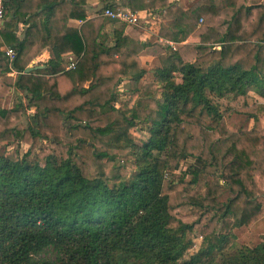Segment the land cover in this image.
Wrapping results in <instances>:
<instances>
[{
	"label": "trees",
	"instance_id": "1",
	"mask_svg": "<svg viewBox=\"0 0 264 264\" xmlns=\"http://www.w3.org/2000/svg\"><path fill=\"white\" fill-rule=\"evenodd\" d=\"M87 2H5L0 97L18 96L0 106L11 148L0 153V264H264V236L236 246L232 232L264 215V129L226 122L264 116V0L151 3L160 37L199 38L168 47L177 61L151 75L146 44L124 25L106 30L113 5L88 19ZM5 45L17 52L15 79ZM45 47L46 67L24 73ZM249 89L263 101L250 103Z\"/></svg>",
	"mask_w": 264,
	"mask_h": 264
},
{
	"label": "crops",
	"instance_id": "2",
	"mask_svg": "<svg viewBox=\"0 0 264 264\" xmlns=\"http://www.w3.org/2000/svg\"><path fill=\"white\" fill-rule=\"evenodd\" d=\"M156 1L158 0H144L139 5L141 6V9L136 11V13L141 18L139 24L129 25V24H120L118 22H114V23L109 22L106 26V30L111 33V31L114 28L124 25L126 34L146 44L145 47L140 51L139 56L143 67L146 68V70L148 71V75H151L156 68L162 66H168L171 63L177 61L178 59V54L172 55L170 52H168V47H171L170 44L168 43L171 41L165 40L158 35V28H159L158 23L160 21V18L157 16V14H154L152 10L147 9V7L151 3ZM197 1L198 0H170V2H176L179 6H181L184 9H188L192 7ZM106 3L113 5L114 7L113 9L122 8L132 11L129 5V0H88L86 4V9L88 13L87 18L89 19L95 17L97 15V11L101 9L103 5ZM12 15H13V11L7 12V15L5 16V21L6 19L7 20L10 19ZM69 24L80 25L81 21L77 19H71L69 21ZM26 27L27 25L22 22H19L17 24L15 33L18 38L20 39L23 38ZM198 42H199L198 37L190 36L187 40L182 41L181 43H175L174 49H178L179 47H181L183 44L186 43H198ZM7 47L9 46L5 45L2 47L3 52ZM73 56L74 55L72 52H68L64 55V58L72 59ZM50 57H51L50 48L45 47L36 57H34L30 61L28 66L39 65V64L46 66L45 63L50 59ZM16 77L13 76L14 79ZM0 100L3 99L0 97Z\"/></svg>",
	"mask_w": 264,
	"mask_h": 264
},
{
	"label": "rangeland",
	"instance_id": "3",
	"mask_svg": "<svg viewBox=\"0 0 264 264\" xmlns=\"http://www.w3.org/2000/svg\"><path fill=\"white\" fill-rule=\"evenodd\" d=\"M262 0H247L248 4H256L260 3ZM124 88V87H123ZM124 93V92H122ZM18 96V94H16ZM16 95H9L5 98H2L3 100H0V106L9 107L13 104ZM122 100H130V103L132 104L134 102V97H131L129 94H122L121 95ZM247 99L250 103L263 101L261 97H259L252 89L248 90ZM24 100V99H23ZM26 103V99L24 100ZM25 120L22 123L21 126H25ZM227 126L229 129L237 131L240 129L244 130H250V129H264V116H260L256 119L248 118L245 115L242 114H233L230 118L227 119ZM24 124V125H23ZM132 131L139 137V139L143 140L148 137L147 132H141L137 128H133ZM27 145L22 146V150L25 151L27 149ZM5 149V150H4ZM11 148L5 147L3 143H0V153L2 152H8ZM182 168L186 167V163L183 162L181 164ZM264 201V200H263ZM232 232L235 235V245L236 246H242V245H248V246H255L257 245L264 236V215L262 218H260L257 222H255L252 226H237L232 228ZM202 239L199 235H196L194 237V245L192 248L188 251L187 256L196 252L200 246ZM43 256L45 257H53L54 254L51 250L46 251Z\"/></svg>",
	"mask_w": 264,
	"mask_h": 264
},
{
	"label": "built area",
	"instance_id": "4",
	"mask_svg": "<svg viewBox=\"0 0 264 264\" xmlns=\"http://www.w3.org/2000/svg\"><path fill=\"white\" fill-rule=\"evenodd\" d=\"M5 2L6 0H0V29L4 25L5 16H6ZM101 14L106 18H108L109 20L118 22L120 24L136 25L139 24L141 20L140 16L136 12L122 8L113 9L111 7H106L103 9ZM168 44H170V46L173 48L175 47V43L172 41L169 42ZM16 54H17L16 50L12 47H7L4 50V57L6 58V61L10 66V71L8 72V75L11 77L13 76L16 77L18 75V72L13 67ZM73 65L74 63L71 62L69 67H73Z\"/></svg>",
	"mask_w": 264,
	"mask_h": 264
},
{
	"label": "water",
	"instance_id": "5",
	"mask_svg": "<svg viewBox=\"0 0 264 264\" xmlns=\"http://www.w3.org/2000/svg\"><path fill=\"white\" fill-rule=\"evenodd\" d=\"M44 67H46V66L40 65V64L39 65H29L25 68L24 73H30L36 69H40V68H44Z\"/></svg>",
	"mask_w": 264,
	"mask_h": 264
}]
</instances>
